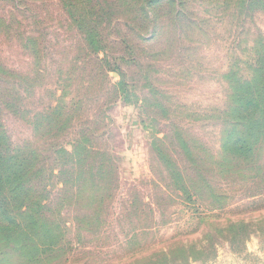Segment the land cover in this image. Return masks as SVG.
<instances>
[{
    "label": "rangeland",
    "instance_id": "obj_1",
    "mask_svg": "<svg viewBox=\"0 0 264 264\" xmlns=\"http://www.w3.org/2000/svg\"><path fill=\"white\" fill-rule=\"evenodd\" d=\"M82 1L95 53L60 0H0V121L13 146L40 155L41 211L63 233L65 254L51 264H264V137L247 158L222 152L227 75H252L264 0L251 10L239 0ZM59 101L71 109L63 128L35 129L34 115ZM81 137L85 168L98 184L105 175L93 193L67 189L71 168L57 153ZM164 155L192 184L190 200Z\"/></svg>",
    "mask_w": 264,
    "mask_h": 264
},
{
    "label": "trees",
    "instance_id": "obj_2",
    "mask_svg": "<svg viewBox=\"0 0 264 264\" xmlns=\"http://www.w3.org/2000/svg\"><path fill=\"white\" fill-rule=\"evenodd\" d=\"M145 1L137 2L141 5ZM60 2L72 24L83 36V42L95 53L99 49V34L89 24L88 13L83 7L84 1ZM239 4L241 8L243 6L244 9L251 10L258 3L256 0H239ZM227 77L232 123L224 136L222 152L247 158L257 150L264 137V43L261 41L258 44L252 75L248 79L238 78L232 71ZM7 108L10 105L7 104ZM70 110L65 103L59 101L43 112L36 113L32 120L33 127L49 131L54 128L60 130L67 123ZM86 144L87 140H82L81 137L75 141L70 151L63 148L57 151L61 160L66 157L65 164L67 162L71 168L66 183L69 191L81 193L89 190L93 193L99 187H104L105 175L102 174L98 184L92 174L93 165L85 168L86 162L91 158ZM39 158L40 155L29 145L13 146L0 121V264H51L65 254L58 245L63 236L59 223L56 219L43 217L41 211L44 206L41 205L40 191L44 192L47 185L42 174L44 171L38 168L41 163ZM160 161L176 190L187 195L190 200L192 184L188 183L184 173L168 155L162 156ZM184 260L187 263V257ZM127 264L166 263L160 260L148 262L142 258Z\"/></svg>",
    "mask_w": 264,
    "mask_h": 264
}]
</instances>
